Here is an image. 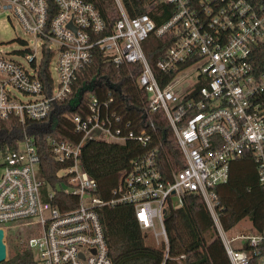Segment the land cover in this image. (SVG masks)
<instances>
[{
	"label": "built area",
	"instance_id": "2783aa9c",
	"mask_svg": "<svg viewBox=\"0 0 264 264\" xmlns=\"http://www.w3.org/2000/svg\"><path fill=\"white\" fill-rule=\"evenodd\" d=\"M158 1L173 7V16L160 27L148 14L131 18L116 0L121 18L110 28L85 0H0V17L23 32L17 38L20 50L6 51L10 42L0 43V120H46L55 102L71 97L95 51L117 67L139 66L137 84L147 94L140 127L113 110L110 94L106 101L92 96L87 115H74L79 141L46 137L54 159L66 165V182L52 186L39 178L41 146L34 137L25 136L19 149L6 155L0 171L6 261L10 232L17 231L37 254L38 259L27 256L35 264H112L99 210L118 205L131 206L143 233L168 250V215L197 194L231 264H264V218L260 232L229 239L216 192L228 181L231 163L245 155L255 160L264 188V69L253 64L254 51L264 45V0ZM152 35L173 39L155 66L144 49ZM47 60L48 87L41 79ZM153 115L165 118L177 141L181 158L174 166L166 165ZM89 141H134L145 149L119 172L108 201L83 164Z\"/></svg>",
	"mask_w": 264,
	"mask_h": 264
},
{
	"label": "trees",
	"instance_id": "16d2710c",
	"mask_svg": "<svg viewBox=\"0 0 264 264\" xmlns=\"http://www.w3.org/2000/svg\"><path fill=\"white\" fill-rule=\"evenodd\" d=\"M94 4L107 25L111 28L121 18L116 0H85ZM127 14L136 18L148 14L158 27L173 16L171 5L158 0H121ZM173 43L170 36L157 38L152 35L144 44L147 58L155 66ZM256 69H264V45L253 54ZM139 66L117 67L100 51H95L94 60L78 76L71 97L65 102H55L52 114L44 121H27L22 124L16 118L0 120V171L6 155L19 149L25 136L34 137L40 147L41 164L39 178L55 186L66 182L63 170L66 165L57 162L47 136L59 141L77 142L80 137L74 132L73 117L86 116L89 99L93 96L100 101L113 98L112 108L126 122L140 127L143 122L147 94L139 89L137 78ZM157 76L160 74L156 71ZM41 79L51 86L49 60L44 63ZM164 143L166 165L174 166L181 153L173 133L165 118L153 115ZM145 149L134 141L124 144H109L102 141H89L83 148V164L86 171L98 183V193L106 201L113 197L118 183V174L128 168L132 161ZM48 190V187L45 188ZM220 202V222L226 232L231 231L243 220L248 219L254 233L260 232L264 218V188L258 180V168L251 155L234 160L230 165L229 179L217 187ZM61 198H67L59 194ZM63 210L69 207L60 206ZM104 226L109 255L112 264H231L224 243L216 228L214 219L201 196L190 194L184 207L172 210L165 221L169 246H157L143 233L135 219L134 210L129 205L105 206L99 210ZM245 251L249 245L245 244ZM14 252L16 258L0 264H35L27 256ZM181 256H185L181 259Z\"/></svg>",
	"mask_w": 264,
	"mask_h": 264
},
{
	"label": "rangeland",
	"instance_id": "374dc122",
	"mask_svg": "<svg viewBox=\"0 0 264 264\" xmlns=\"http://www.w3.org/2000/svg\"><path fill=\"white\" fill-rule=\"evenodd\" d=\"M23 37V32L17 27L16 29L12 28L10 23L7 21L5 16L0 17V43L10 42L9 45H5L3 47L4 50L10 51L14 49H22L20 43L17 38ZM13 238L10 239V243L8 245V258L14 260L16 256L14 252L20 253L21 256H27L28 254H33L35 258H37V254L34 251H31L27 244L20 241L19 233L17 231L10 232ZM254 233L252 223L246 219L239 223L235 228L231 231L227 232V237L229 239L238 237V236H250ZM31 235L28 234V238ZM154 240H151V242ZM240 242H234L233 247H237ZM38 259V258H37Z\"/></svg>",
	"mask_w": 264,
	"mask_h": 264
},
{
	"label": "water",
	"instance_id": "95a60500",
	"mask_svg": "<svg viewBox=\"0 0 264 264\" xmlns=\"http://www.w3.org/2000/svg\"><path fill=\"white\" fill-rule=\"evenodd\" d=\"M7 258V248L4 242V231L0 229V263L6 261Z\"/></svg>",
	"mask_w": 264,
	"mask_h": 264
}]
</instances>
